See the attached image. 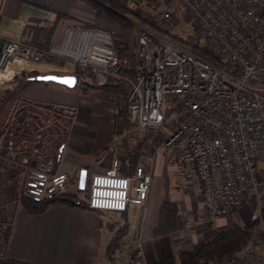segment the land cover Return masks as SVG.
Returning <instances> with one entry per match:
<instances>
[{
  "label": "built area",
  "instance_id": "obj_1",
  "mask_svg": "<svg viewBox=\"0 0 264 264\" xmlns=\"http://www.w3.org/2000/svg\"><path fill=\"white\" fill-rule=\"evenodd\" d=\"M174 1L192 18L195 43L179 42L153 24L134 21L136 48L123 51L109 31L74 24L60 42L47 47L7 39L0 48V66L15 56L62 59L88 73L98 86L126 85L129 128L162 132L157 149L167 153L179 179L198 181L202 211L197 221L214 226L240 206L264 202V0ZM172 16L169 10L161 13L166 21ZM45 146L35 164L24 155L16 158L24 190L35 196L69 184V176L54 169L49 143ZM5 151L11 152L9 147ZM152 179V168L136 165L131 174H123L113 159L108 168L91 174L88 206L124 211L129 203L143 205ZM260 211L251 214L259 219L251 237L207 264H264ZM141 255L138 240L118 260L140 264Z\"/></svg>",
  "mask_w": 264,
  "mask_h": 264
},
{
  "label": "crops",
  "instance_id": "obj_2",
  "mask_svg": "<svg viewBox=\"0 0 264 264\" xmlns=\"http://www.w3.org/2000/svg\"><path fill=\"white\" fill-rule=\"evenodd\" d=\"M74 24L107 30L114 40L120 37L131 47L129 37L122 33L116 20L98 13L86 0H0V48L7 39L47 47L60 42L65 29ZM44 74H72L76 82L68 87L37 79ZM127 95L126 85L111 82L98 86L88 73L77 70L69 61H33L15 56L0 66V132L16 101L57 108L64 121L69 119L54 137L59 172L73 177L84 169L86 174H92L103 171L110 160L118 158L123 162L130 160L127 174H131L135 165L149 168L150 162L133 159L134 145L128 141L137 139L145 146L155 137L160 141L162 132L129 131L123 107ZM138 131L144 132L137 135ZM114 135L120 137L112 143ZM124 135L130 147L122 142ZM145 152L144 149L140 153L146 156ZM151 163L160 178V187L152 179L147 201L143 205L129 203L124 211L78 209L55 203L42 212L29 213L16 200L9 212L5 236L1 237L0 232V264H11L13 258L24 259L29 264H123L118 260L122 250L138 240L142 249L139 263L156 264L181 249H191L199 240L210 238L224 228V218L214 226L197 221L202 211L199 183L179 179L166 152L158 154ZM16 181L20 183L22 179L18 177ZM173 190H180L182 197H175ZM197 192L201 211L192 213L190 200ZM169 199L177 206L181 204L176 213L164 208V202ZM1 226L2 223L0 229ZM112 239L118 240L120 247L109 260L106 248Z\"/></svg>",
  "mask_w": 264,
  "mask_h": 264
},
{
  "label": "rangeland",
  "instance_id": "obj_3",
  "mask_svg": "<svg viewBox=\"0 0 264 264\" xmlns=\"http://www.w3.org/2000/svg\"><path fill=\"white\" fill-rule=\"evenodd\" d=\"M128 2H129L130 7H132L135 12V15H130V16L126 15V18L128 19L129 22H122L115 18L113 19L116 20L117 24L122 30V33L126 35V37H129L131 48L132 47L134 49L136 48L137 30H136V25L134 21L143 23L141 18L145 20L144 23L153 24L157 28L159 29L161 28V30L166 31L169 34H173L174 36L179 37L185 41H188L191 43H195L197 41L195 39L196 28H195L192 18L180 6H178L174 0H129ZM164 10H169L172 12L173 16L169 21L163 20L161 18V13ZM116 44H118L119 46L123 45V42L120 37H116ZM128 48L130 47L128 46ZM133 60H134V57H133ZM47 82L54 83V81H51V80H47ZM36 104L37 103L16 101L11 106V111H9L8 117L2 126L3 130H1L0 132V157L3 156L2 154L6 153L7 155L8 153L10 155L9 157L10 159L12 160H14V158L19 159L21 156L25 155V154H22V153H25L23 152L24 149H21V150L19 149L20 150L19 152H22L19 154H17L15 150L18 149V147H20L23 143L28 142L30 147H29V153H26V154H29V157L31 158V162L36 161L35 159L37 156L43 157V154L46 151L45 148H47V146L45 145L49 143V140H51V137L58 136L63 129V124L66 123L67 125V121H69V119L67 118V120L64 121L63 119L64 116L59 114V112L57 111L58 110L57 108H53V107L46 108V107L36 105ZM123 107H124V110L126 111L125 102H124ZM133 130L134 129L129 128V131L132 132ZM145 131H148V130H145ZM143 132L144 131H138L136 132V134L137 133L143 134ZM119 137H120L119 135L112 136L111 142L112 143L115 142ZM125 138H126V135H124V139L122 140V142L125 144L126 147H130L128 142L134 145L133 150H134L135 156L133 157V159H135L136 161L140 163L141 162L145 163V161L150 162L149 167L152 168V171H153V180L156 186L159 188L160 178L157 175V173L154 172L153 163H151L154 161V158L158 156V154L165 152L163 149L162 150L159 148L157 149V144L159 143L158 137H155L154 139H152V141L148 142L147 145L145 146H144V142L140 143L137 141V139L136 140L132 139L131 141L127 142ZM40 142L44 144L41 146L35 147V144L40 143ZM2 145H6L7 148L9 147L11 152H8V151L6 152L5 151L6 149L3 150V148L1 147ZM50 148H51V144H49L47 151L51 153V156H52L51 162H54V156L55 157L57 156L56 154L58 151L56 150V153H54L55 154L54 155L52 153L53 151L52 148L51 149ZM144 149L146 151L145 153H147L145 154L146 156L140 153L141 150L143 151ZM9 158L7 157L6 159H9ZM114 159H118V158H114ZM112 161L113 159L110 160L108 165L105 166V169L110 166ZM118 161H119L121 168H125L128 170L130 169V160L128 161L126 160L123 162L118 159ZM54 169L55 170L57 169V163H54ZM65 173L69 176L68 177L69 184L61 188L56 187L52 191H50V193L67 191V190L75 191L77 192L78 197L86 200L87 194H88V186L90 183L91 172L86 174L85 187L83 189H80L78 185L79 183L78 179H79L80 173L78 174L77 172L76 176H73V177L69 173L67 172ZM20 183H22L21 187H20ZM20 183L16 181V182H13V184H9V185L4 186V188H1V191H0V219H1L0 223H2V226L0 229L1 237L5 236V231L10 222L9 212L12 210L13 204L16 202L19 192H21L24 189L23 185L26 186L24 180H22ZM78 188L80 190H78ZM43 193L45 192L43 191ZM172 193L174 196L176 195L175 197H178V198L182 197L183 195V193L180 190H177V191L173 190ZM187 198L186 200H184L185 202L188 201ZM181 199H184V198H181ZM198 200L199 199H198V192H197V194L194 197H192L190 200L191 201L190 203L193 202L194 204L195 202V205L192 204V209H191L192 213H196V212L198 213L201 211ZM173 201L174 200L169 199L168 201H165L164 204H167L169 207L170 206L171 207L175 206L176 208L181 207V204L177 206V203ZM262 208H264V202L259 203V204L249 203V204L240 206L237 210H235L231 214L224 217V219L226 220L224 228H230L233 226L234 223L244 224L250 221L252 212L255 209L260 211ZM5 215L6 217H1Z\"/></svg>",
  "mask_w": 264,
  "mask_h": 264
},
{
  "label": "trees",
  "instance_id": "obj_4",
  "mask_svg": "<svg viewBox=\"0 0 264 264\" xmlns=\"http://www.w3.org/2000/svg\"><path fill=\"white\" fill-rule=\"evenodd\" d=\"M92 6L97 9L98 13H105L106 15L120 20L122 22H129L126 18V15H135L134 9L130 7L129 0H86ZM144 23V19L141 18ZM161 30V28H160ZM163 32H166L162 30ZM168 33V32H167ZM177 41L188 44L187 41L173 36ZM114 45L117 49L127 51L128 45L123 42L122 46L116 44V40H114ZM190 47L196 52L204 57L209 58L205 52L201 50V48L197 45H190ZM129 55L133 59L134 53L130 52ZM78 74V71L75 72V75ZM104 86V85H103ZM49 140V139H48ZM27 143V144H25ZM23 143L18 149L15 150L17 154L22 153L19 152L21 149H24L22 154L27 157L29 164H35L41 156L36 157V161L31 162V158L29 157V143ZM49 144H51L52 153H56L58 151V146L54 144V137H51L49 140ZM36 146H41L40 143L35 144ZM6 149V145L1 146ZM50 148V149H51ZM20 149V150H19ZM48 154L51 153L48 151ZM55 155V154H54ZM54 156V163L58 160V152ZM3 158V159H2ZM4 156L0 157V190L4 188V186L13 184L16 182L18 174L20 178L23 180L22 176V168L16 165L17 159H5ZM33 160V158H32ZM136 166V165H135ZM134 166V167H135ZM120 171L123 174H127L128 169L121 168ZM17 175V177H15ZM78 190H80L78 188ZM88 195V194H87ZM17 200L23 206V208L29 213H39L44 211L47 207L55 203H63L78 209H91L88 206L87 199H81L78 197L77 192L75 191H60V192H51L43 196H35L33 193L29 191H25L24 189L19 192L17 196ZM164 207L169 209L172 212H176L177 208L175 206L169 207L167 204H164ZM10 214V213H9ZM261 218L264 219V208L260 211ZM259 223V219H251L250 221L239 224L234 223L230 228L221 229L218 233L213 235L207 239L199 240L196 245H194L191 249L188 250H179L176 255H169L157 262L156 264H207L210 261L220 258L222 255L228 253L229 251L240 247L244 242H246L252 235L256 226ZM120 243L118 240L112 239L106 248V253L109 260H112L115 257L116 251L119 249ZM11 264H29L24 259L13 258L11 259Z\"/></svg>",
  "mask_w": 264,
  "mask_h": 264
},
{
  "label": "water",
  "instance_id": "obj_5",
  "mask_svg": "<svg viewBox=\"0 0 264 264\" xmlns=\"http://www.w3.org/2000/svg\"><path fill=\"white\" fill-rule=\"evenodd\" d=\"M37 79L44 80V81L51 80L56 83L66 85L68 87L74 86L76 82V77L75 75H72V74H68V75L44 74V75H38ZM85 181H86V173H85V170L83 169L80 172L79 179H78V182H79L78 185L80 189H83L85 187Z\"/></svg>",
  "mask_w": 264,
  "mask_h": 264
},
{
  "label": "snow or ice",
  "instance_id": "obj_6",
  "mask_svg": "<svg viewBox=\"0 0 264 264\" xmlns=\"http://www.w3.org/2000/svg\"><path fill=\"white\" fill-rule=\"evenodd\" d=\"M66 82H68V81H66Z\"/></svg>",
  "mask_w": 264,
  "mask_h": 264
}]
</instances>
